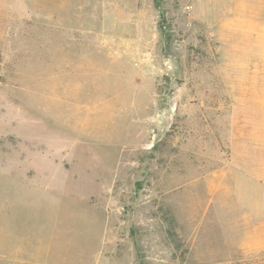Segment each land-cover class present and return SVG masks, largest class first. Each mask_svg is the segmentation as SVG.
<instances>
[{
	"label": "rangeland",
	"instance_id": "rangeland-1",
	"mask_svg": "<svg viewBox=\"0 0 264 264\" xmlns=\"http://www.w3.org/2000/svg\"><path fill=\"white\" fill-rule=\"evenodd\" d=\"M218 9L0 0V264H264L207 193L231 156Z\"/></svg>",
	"mask_w": 264,
	"mask_h": 264
},
{
	"label": "crops",
	"instance_id": "crops-1",
	"mask_svg": "<svg viewBox=\"0 0 264 264\" xmlns=\"http://www.w3.org/2000/svg\"><path fill=\"white\" fill-rule=\"evenodd\" d=\"M216 1L215 23L202 25L216 29L231 156L208 177L207 193L231 196L236 250L264 252V0Z\"/></svg>",
	"mask_w": 264,
	"mask_h": 264
},
{
	"label": "trees",
	"instance_id": "trees-1",
	"mask_svg": "<svg viewBox=\"0 0 264 264\" xmlns=\"http://www.w3.org/2000/svg\"><path fill=\"white\" fill-rule=\"evenodd\" d=\"M153 2L156 8H160L161 0H153Z\"/></svg>",
	"mask_w": 264,
	"mask_h": 264
}]
</instances>
